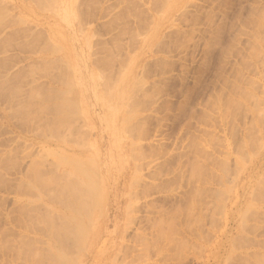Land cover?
<instances>
[{
  "label": "rangeland",
  "instance_id": "rangeland-1",
  "mask_svg": "<svg viewBox=\"0 0 264 264\" xmlns=\"http://www.w3.org/2000/svg\"><path fill=\"white\" fill-rule=\"evenodd\" d=\"M0 264H264V0H0Z\"/></svg>",
  "mask_w": 264,
  "mask_h": 264
},
{
  "label": "bare ground",
  "instance_id": "bare-ground-1",
  "mask_svg": "<svg viewBox=\"0 0 264 264\" xmlns=\"http://www.w3.org/2000/svg\"><path fill=\"white\" fill-rule=\"evenodd\" d=\"M63 194H65V192ZM63 194H62V196H63ZM62 196H61L60 200L61 201H66L67 202V205H66L67 207L66 208L63 207L65 209L63 212L60 211L59 213L58 212H56V213H58L57 215L60 216L62 218V220H64L69 225V227L75 228L77 230V232H78V229L81 227L80 224L77 221L78 220L77 219V215L81 213L79 208L81 209V211L83 210V208H85L84 210L86 211L87 208L84 207V204L82 202H78V203L75 204V202H74V200L72 198L73 197L72 194L69 195V199H67L66 197L64 198ZM65 196H66V194H65ZM74 196H75V192H74ZM60 208H61V205H60ZM82 213H85V212H82ZM84 215L82 217H84ZM80 219H81V217H80ZM77 226H79V227H77ZM79 231H80V229H79ZM62 248H63V246H62Z\"/></svg>",
  "mask_w": 264,
  "mask_h": 264
}]
</instances>
